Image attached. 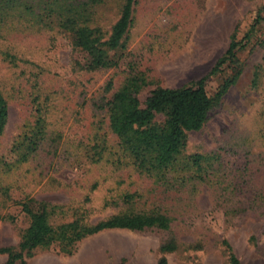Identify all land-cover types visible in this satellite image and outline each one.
Here are the masks:
<instances>
[{
	"label": "rangeland",
	"instance_id": "1",
	"mask_svg": "<svg viewBox=\"0 0 264 264\" xmlns=\"http://www.w3.org/2000/svg\"><path fill=\"white\" fill-rule=\"evenodd\" d=\"M6 1L11 0H0V15ZM19 1L49 17L41 28L22 25L0 38V90L9 105L0 138V250L18 252L30 223L25 208L46 212L53 226L155 211L171 219L167 230H104L75 243L72 256L56 242L34 249L32 257L60 263L230 264L228 244L240 264H264V11L237 53L239 75L227 92L216 98L218 88L234 77L233 66L206 83L215 102L201 129L185 133L164 178L135 169L109 132L104 109L132 74L147 83L138 94L142 106L157 87L179 88L204 77L227 49L229 36L241 40L249 31L264 0H135L122 46L108 52L112 65L98 70L77 66L84 55L50 21L73 12L91 19L107 37L125 0ZM223 10L229 12L228 33ZM42 116L44 141L18 162L12 146ZM193 155L205 158L198 180L189 174ZM170 244L173 250L162 251ZM7 256L0 253V264Z\"/></svg>",
	"mask_w": 264,
	"mask_h": 264
},
{
	"label": "trees",
	"instance_id": "2",
	"mask_svg": "<svg viewBox=\"0 0 264 264\" xmlns=\"http://www.w3.org/2000/svg\"><path fill=\"white\" fill-rule=\"evenodd\" d=\"M134 2L135 0H125L120 17L107 37L90 25L91 19L73 12L56 15L50 24L67 33L74 48L82 52L84 58L82 62L77 63L80 69L109 68L113 62L108 52L122 46L121 40L131 22ZM2 9L4 12L0 15V38H4L10 32L19 31L22 25L30 29L33 25L41 28L40 24L49 17L45 15L46 17L43 18L42 14H35L36 7L33 3L23 5L19 0L6 1ZM51 9L45 8V11H53ZM263 11L264 8L258 13L254 24L241 40L231 37L223 55L201 79L191 81L179 88L157 87L150 92L142 106L138 94L147 83L142 76L132 74L107 99L104 109L109 132L117 138L121 148L131 156L138 172L164 178L165 174L173 169L176 157L184 145L185 133L201 129L215 102L205 90L206 83L221 74L225 66H233L234 77L229 81L226 80L218 88L216 98L223 96L235 82L239 75L237 53L247 46L251 35L255 33L254 25L262 20ZM6 57L13 59L9 54H6ZM111 83L109 82L107 88H112ZM39 113L40 111L37 110L38 115ZM158 116L163 118L162 121H157ZM8 119V101L0 90V138L6 130ZM27 129L28 132L22 141L12 146L10 150V153L15 154L18 162H25L40 148L46 136L44 117L39 118L35 126ZM204 161L205 158L201 155L191 156V166L188 169L193 180L201 179ZM25 211L30 218L29 226L24 231L18 252L8 248L0 250V253L8 254L4 264H26V259L32 257L34 249L48 247L56 242L62 245L63 252L71 253L75 243L104 230L143 231L151 228L167 230L171 223V219L166 215L152 211L114 215L95 224L74 220L53 226L46 212L34 213L28 208H25ZM173 249L174 246L171 244L162 247V251L166 252ZM227 249L230 264H240L228 244ZM160 264H164V260H161Z\"/></svg>",
	"mask_w": 264,
	"mask_h": 264
},
{
	"label": "crops",
	"instance_id": "3",
	"mask_svg": "<svg viewBox=\"0 0 264 264\" xmlns=\"http://www.w3.org/2000/svg\"><path fill=\"white\" fill-rule=\"evenodd\" d=\"M222 14H223V16H222L223 20H225V16H226V20H227L226 28L223 29V32L228 33L229 32V25H230L229 21H228L229 12H227L225 14V11L223 10ZM230 36H229V43H230ZM74 253L75 252L67 253V255L72 256ZM63 254H65V253H63ZM47 258L55 259L54 257H47ZM26 264H104V262L87 260V261H82V262H62V263H60V262H55L54 260L53 261H34L33 257H31L28 261H26Z\"/></svg>",
	"mask_w": 264,
	"mask_h": 264
}]
</instances>
